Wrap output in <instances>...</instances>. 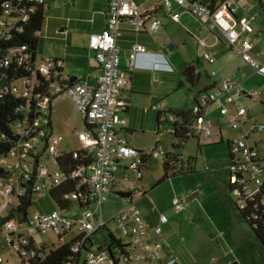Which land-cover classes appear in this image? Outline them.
<instances>
[{
	"label": "built area",
	"instance_id": "obj_1",
	"mask_svg": "<svg viewBox=\"0 0 264 264\" xmlns=\"http://www.w3.org/2000/svg\"><path fill=\"white\" fill-rule=\"evenodd\" d=\"M107 3L105 25L102 31L90 33L87 46L94 53V58L100 67L98 83L89 86L79 82L69 83L63 75L60 61L51 58H35L29 61V55L24 45L15 46L6 54L0 55V95L10 94L19 99L15 112L20 117L12 125L15 140L6 153L0 156V168L5 172L0 175V217L13 198L23 195L26 191L32 200L47 195L52 185H57L62 179L55 158L59 152L61 136L55 135L50 128V111L55 98L67 96L74 105L75 110L84 120V129L77 133L81 142L79 149L91 153V162L83 173L81 168L72 172L73 177L80 180L76 184V191L80 184L86 183L88 190L79 195L80 214L71 217L58 209L49 212L32 211L24 214V220L19 217H10L1 221L0 241L9 245L19 264H28L35 256L41 257L40 246L31 239L35 233L51 232L56 237L64 235L73 226L79 229L76 239L71 246L73 253L78 252L75 263L68 264H104L113 263L109 251L103 247L95 250L88 249L86 242L89 237L105 222L99 215L94 222L90 220L92 211L82 209L88 204L99 205L110 191L113 171L118 161L131 158L126 170L133 176L132 183L141 177V158L162 156V150L155 146L149 150L135 152L127 144V139L121 133L125 126V118L118 114L124 108V101L120 98V91L128 85V75L134 66L135 53L143 51L138 44L131 46L130 53L125 61L126 71L118 67V46L116 39L120 35L119 21L126 20L135 30H140L145 20L150 31L154 32L161 26V20L155 16L139 12L128 0H105ZM43 4V0H6L2 5L0 14V39L7 37L8 33L20 27L27 15L32 12L33 5ZM162 9L171 19L177 21L180 11L190 13L198 21L218 31L227 47L251 70L264 75V61L259 53L252 52L249 35L253 29L255 15L246 13L239 17L233 14L229 0H222L216 7L210 8L208 4L197 0H161ZM198 44L203 46V41ZM17 64H28V72L24 76H17L9 80L4 72L11 61ZM205 60L212 63L214 55H205ZM55 68H60L59 72ZM213 71H211V75ZM37 76L45 81H39ZM242 92L240 84L232 79L218 81L209 89L197 93L190 113L195 116L191 125L192 133H208L210 126L201 117L202 109L214 102L223 99L227 102L233 100L235 94ZM264 101V98H263ZM157 109L158 105L152 106ZM219 113L227 115L231 129H239L245 122L246 110L242 106L232 109L222 107ZM163 118L169 123L168 132H172L173 124L179 118L172 113H164ZM254 130L261 131L264 125L253 124ZM228 171L231 186L230 194L240 208L244 207V199L258 193L264 183V139L253 143L247 140V133L239 129L237 134L228 142ZM137 191L133 185L127 192L128 204L115 211L111 220L115 224L116 237L126 240V254L118 257V264H161V250L163 243L160 239L150 240L147 227L138 211L131 203ZM76 192L67 195L68 199H75ZM77 203V202H76ZM171 206L175 212L182 210L183 205L177 198L171 199ZM15 207V205H14ZM166 220L159 214L156 223L152 226L155 234L160 232V225ZM86 251H81V247ZM83 255V258L81 256ZM112 262L110 261V258ZM168 263L172 264V260ZM1 264V261H0Z\"/></svg>",
	"mask_w": 264,
	"mask_h": 264
},
{
	"label": "crops",
	"instance_id": "obj_2",
	"mask_svg": "<svg viewBox=\"0 0 264 264\" xmlns=\"http://www.w3.org/2000/svg\"><path fill=\"white\" fill-rule=\"evenodd\" d=\"M67 1L72 2L71 6H73V9L69 11L70 16L66 18L65 23L60 25L58 30H54L53 35L49 36V38L55 42L49 47L45 57L55 58L60 61V67L66 80L74 78V82L94 86L98 83L100 77V67L94 58L93 51L87 46V40L90 33H97L103 30L105 25L107 3L105 0H95L94 3L91 0H60L58 4ZM128 1H130L131 4L142 14H149V17L155 16L161 20V26L154 32L149 30L146 23L147 20H145V23L140 30H135L133 25L126 20L119 21L118 26L120 35L116 39V44L118 46L119 57L118 67L121 71H126L125 61L130 53L131 46L138 44L143 47V51L135 53L133 69L127 73L128 85L120 91V98L124 101L125 105L123 109L118 111V114L125 118V126L121 129V133L127 139L128 146L133 150L140 151H146L155 146H159L158 144L163 136V127L161 124L166 122L163 118L164 113H171L172 111L178 110L190 111L199 91L211 88L220 80L232 79L240 84L242 92L240 94H235L231 102L220 99L218 102L205 106L200 115L210 126V131L208 133L200 134L193 132V136L196 138V143L198 145L222 142L223 137L221 128L223 118L228 122L229 120L227 115L219 113V109L222 107L232 109L234 106H242L239 103L242 96H246L247 98H257L256 92L251 91L248 92V94L244 90L247 89V86L244 85L247 84L246 79L251 74L254 73L261 77H264V75L251 70L247 65H245L233 53V51L227 47L222 35L218 31L198 21L190 13L181 10L178 20L174 21L162 9L160 5L161 0ZM197 1H201V3L204 4H208L209 2V0H206V2H202V0ZM232 1L233 0H229L230 6ZM255 1L257 3V0ZM237 4L238 5L235 8L236 10H233V14L236 17L249 13L252 9V2H250V0H241V2L238 0ZM44 5L43 0V7ZM254 22L252 32L249 35V40L252 44V52L259 53V58L264 61V47H259L256 41L252 39V36L254 35ZM179 29L183 31L184 36L193 41L195 44V49L191 50V55L186 54L181 49V43H184V40L179 34ZM40 30L37 33L36 42L38 40ZM199 40L203 41V46L198 44ZM168 45L170 46L168 47ZM206 54L214 55L215 60L212 63L207 62L205 60ZM187 65H191L194 69V80L191 86H197L190 97V100H192L191 106H187V102L180 104L175 100V93L177 89L183 85L180 76L185 82L181 71ZM211 71H213L212 75ZM263 98L264 96L258 98V101L262 104H264ZM67 103L74 108L73 103L67 96H59L54 99L50 111V128L52 133L54 130V123L58 125L59 128L64 127L60 125V119H63L68 127L73 126V120L71 117L72 109L65 108ZM155 104L158 105L156 110L152 108ZM213 107H216L217 110H213ZM75 112L79 115L82 122L81 129L74 130L72 127V134L75 133L77 146L72 147L68 141L61 140L59 145L60 150L73 151L81 147V142L77 138V133L85 128L84 120L76 110ZM247 121L248 118L245 114V122L239 129L244 130L247 133V140L250 143H253L258 139H252L250 141V135L254 132V128L253 125L252 127H247ZM166 123L168 124L166 131L169 134V123ZM239 129H231V133L233 135L232 137L225 136L227 154L228 142L233 139ZM172 143L173 142H171V144ZM167 151L168 150H162V153ZM149 158L150 157H148L147 160ZM130 159L131 158H125L118 161L117 167L113 171L110 191L107 194L106 199L107 202L110 203V200L117 195V192L127 193L133 185L136 186L137 191L134 194L135 197L131 200V203L133 205L135 203L137 206L139 202L146 200L144 190L140 189L137 185L142 179V172L140 179L135 181L134 184L132 183V180L129 179L126 166ZM144 166L141 168V171ZM118 171V175L121 177L119 178L120 180L116 179L117 177L115 173ZM122 180L127 182L126 187L120 186L119 183H121ZM122 198L124 201L123 205L121 204V206L116 208L115 211L128 204V198ZM102 204L103 202L99 205L88 204L83 206V208L86 207L92 211V216L90 217L92 222H94L99 215L101 216V219L105 222V224L98 230L105 229L106 233L109 231L116 236V234L106 226L108 222L112 221L111 216L115 211H113V213L111 212V214L104 219L101 209ZM14 205L15 198H13L7 210L2 213V217L7 215L10 210L14 211ZM80 206L81 205L75 201H72L63 212L75 218L80 214ZM54 207V209H57L55 205ZM140 214L147 227L148 237L152 240V230L149 229L150 226L148 225H151L153 220H151L147 214H142L141 212ZM114 229L116 231L115 224ZM71 230H75V234L69 239H73L74 236H77L79 233V229L76 226H73L69 231ZM98 230H96L86 242V247L88 249L95 250L105 245L106 237L104 235H99L97 233ZM68 232L62 235L58 240H61L68 234ZM33 235L31 236V239L35 243ZM119 238L124 241L122 237ZM1 243L4 242L0 241V244ZM9 248L12 250L10 246ZM81 258H83V255ZM0 261L1 264H6V261H4L1 257Z\"/></svg>",
	"mask_w": 264,
	"mask_h": 264
},
{
	"label": "rangeland",
	"instance_id": "obj_3",
	"mask_svg": "<svg viewBox=\"0 0 264 264\" xmlns=\"http://www.w3.org/2000/svg\"><path fill=\"white\" fill-rule=\"evenodd\" d=\"M59 1L44 0V21L36 42V58L46 56L49 47L55 42L49 36L65 23L66 18L70 16L69 11L73 9L72 2L58 4ZM91 1L95 2V0ZM237 1L231 2L233 10H236ZM250 2H252V9L249 13L256 17L252 39L259 47H264V10L255 0ZM179 34L184 40V43H181L182 51L191 55L195 44L184 36L181 29ZM180 79L183 85L177 89L175 100L180 104L187 102V106H191L190 97L197 86L186 84L181 76ZM246 81L247 84L243 85L247 86V89L244 90L247 93L255 91L257 94V98L246 96L240 98L239 103L245 107L248 118L246 126L252 127L253 123L264 125V104L258 101V98L264 96V77L253 73ZM71 107L69 103L65 106L66 109H72V127L74 130H79L82 128L81 119ZM215 109L216 107L213 110ZM53 125V134L61 136L62 140L68 141L70 146H77L72 127H68L63 119H60V125L64 126L63 128H59L55 123ZM161 126L163 136L158 145L163 151H176L182 158L187 156L194 158V172L171 176L159 183L157 181L162 176L161 155L150 157L141 171L142 179L137 185L144 190L146 200L139 202L137 206L135 203L134 205L142 214H147L153 220L152 224L148 225L151 230L159 214L166 218L160 225L158 234H155L153 230L151 232L152 240L160 239L163 243L162 262L168 263L172 260V264H264V247L236 210L235 197L228 191L229 171L225 136H233L229 122L223 118L222 142L198 145L196 138L189 137L181 149H172L170 144L174 139L166 131L168 124L163 122ZM252 139H264V128L261 131L254 130L250 135V141ZM115 174L116 179L120 180L119 171ZM128 175L129 179L133 180L130 172ZM119 184L121 187H126L127 182L122 180ZM172 198L181 201L183 208L179 212L173 210L170 203ZM186 198H189L187 202L184 201ZM106 199L101 206L104 219L124 203L123 198L118 195L112 198L110 203ZM31 202L26 211L27 214L35 210L49 212L55 208L48 196L42 198L33 196ZM106 226L116 234L112 221ZM97 233L106 237L105 229L98 230ZM74 234L75 230H71L58 240L51 232L35 233L33 239L37 246L44 244L50 247L61 242H68ZM122 239L126 240L124 237ZM0 257L6 261V264H19L14 252L6 243L0 244Z\"/></svg>",
	"mask_w": 264,
	"mask_h": 264
},
{
	"label": "trees",
	"instance_id": "obj_4",
	"mask_svg": "<svg viewBox=\"0 0 264 264\" xmlns=\"http://www.w3.org/2000/svg\"><path fill=\"white\" fill-rule=\"evenodd\" d=\"M6 0H0V14L2 5ZM222 0H209L208 6L210 8L216 7ZM257 4L264 10V0H257ZM44 15L43 4L33 5V10L29 13L26 19L20 23V27L12 29L7 37L0 39V55H4L15 46L24 45L27 49L25 52L29 55V61H33L36 54V36L39 32ZM147 15V14H146ZM149 15V14H148ZM28 64L22 62L17 64L14 58L11 57V61L4 72L6 77L3 80H9L17 76H24L28 72ZM56 72L60 71V68H55ZM182 76L186 83L190 86L194 80V69L191 65H187L181 71ZM37 79L42 82L48 83L49 79H43L37 76ZM21 99L10 95H0V156L5 154L9 146L13 143L16 135L13 134L12 125L16 119L20 116L16 114L15 107L19 104ZM175 116L179 118V122L173 124V130L169 134L174 139L171 144L172 149H181L183 143L189 138L194 137L191 129V125L195 119L190 111H172ZM159 116V115H158ZM85 125V124H84ZM137 153H141L140 150H135ZM228 156V154H227ZM148 157L141 158V168L144 166ZM58 170L62 174V179L57 185H52L47 191V196L51 199L53 204L59 211H64L70 202L75 201L79 205V195L87 193L88 187L84 182L80 184L76 191V184L80 180L78 177H73L72 172L76 168H81L83 173L86 172V167L91 162V153L83 150L76 149L73 151H61L55 158ZM194 158L187 156L182 158L180 153L176 151H169L162 154L161 167L162 176L158 179L157 183L165 178L183 175L194 172L193 167ZM5 172L0 168V175H4ZM231 186L228 183V191L230 193ZM71 192H76L77 197L73 200L68 199L67 195ZM120 197H126L128 193L117 192ZM244 207L240 208L236 202L234 206L243 220L248 224L256 238L264 247V183L258 193L250 198L244 199ZM32 204L27 191L23 195H19L16 198L14 211L10 210L7 215L0 217V223L10 216H17L20 221L24 220V214ZM62 235H58L59 239ZM76 239H71L68 242L57 244L55 246L46 247L44 244L40 246L42 256L30 259L28 264H68L75 263L78 258V252L73 253L71 246ZM105 248L109 251L113 258L112 264H118V257L126 254V243L116 237L111 232L106 233ZM81 251H86L85 247H81Z\"/></svg>",
	"mask_w": 264,
	"mask_h": 264
},
{
	"label": "water",
	"instance_id": "obj_5",
	"mask_svg": "<svg viewBox=\"0 0 264 264\" xmlns=\"http://www.w3.org/2000/svg\"><path fill=\"white\" fill-rule=\"evenodd\" d=\"M169 46H170V45H168V47H169ZM68 81H69V83H72V82L75 81V79H74V78H70ZM189 198H190V197H189ZM189 198L184 199V201L187 202V201L189 200ZM109 259H110V261L112 262L111 257H110Z\"/></svg>",
	"mask_w": 264,
	"mask_h": 264
},
{
	"label": "flooded vegetation",
	"instance_id": "obj_6",
	"mask_svg": "<svg viewBox=\"0 0 264 264\" xmlns=\"http://www.w3.org/2000/svg\"><path fill=\"white\" fill-rule=\"evenodd\" d=\"M161 264H170V263H163V262H162Z\"/></svg>",
	"mask_w": 264,
	"mask_h": 264
}]
</instances>
